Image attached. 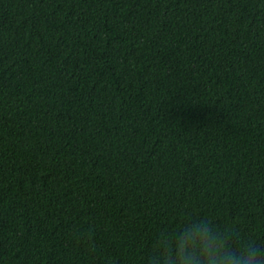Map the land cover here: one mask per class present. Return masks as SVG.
<instances>
[{
	"label": "trees",
	"instance_id": "16d2710c",
	"mask_svg": "<svg viewBox=\"0 0 264 264\" xmlns=\"http://www.w3.org/2000/svg\"><path fill=\"white\" fill-rule=\"evenodd\" d=\"M190 217L264 244V0H0V264H146Z\"/></svg>",
	"mask_w": 264,
	"mask_h": 264
},
{
	"label": "clouds",
	"instance_id": "9594fccd",
	"mask_svg": "<svg viewBox=\"0 0 264 264\" xmlns=\"http://www.w3.org/2000/svg\"><path fill=\"white\" fill-rule=\"evenodd\" d=\"M78 235L92 240L90 231ZM146 264H264V244L211 219L190 217L177 232L158 233Z\"/></svg>",
	"mask_w": 264,
	"mask_h": 264
}]
</instances>
